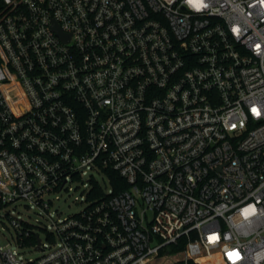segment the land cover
<instances>
[{
	"label": "built area",
	"instance_id": "2783aa9c",
	"mask_svg": "<svg viewBox=\"0 0 264 264\" xmlns=\"http://www.w3.org/2000/svg\"><path fill=\"white\" fill-rule=\"evenodd\" d=\"M2 212L0 264H264V0H0Z\"/></svg>",
	"mask_w": 264,
	"mask_h": 264
},
{
	"label": "rangeland",
	"instance_id": "374dc122",
	"mask_svg": "<svg viewBox=\"0 0 264 264\" xmlns=\"http://www.w3.org/2000/svg\"><path fill=\"white\" fill-rule=\"evenodd\" d=\"M103 183L104 179L101 174L95 169H91L82 174V180L73 182L70 186L72 191L67 190L60 194H54L49 199L53 201L50 212L52 218L56 220L59 215L61 217L71 216L79 213L87 206L85 191L93 184V182ZM78 198V201H77ZM8 211L13 212L12 215L18 216L19 219H23L25 222L31 225H37V222L45 226L51 225V220L46 221L37 209V207L30 205L27 202L21 201L12 206H9ZM15 229L10 225L8 219L5 217V213H0V246L3 248L17 249L18 247L14 243L13 235H15ZM41 238L44 239V234H41ZM21 253L28 259H36L40 255L34 252L31 248L21 249Z\"/></svg>",
	"mask_w": 264,
	"mask_h": 264
},
{
	"label": "trees",
	"instance_id": "16d2710c",
	"mask_svg": "<svg viewBox=\"0 0 264 264\" xmlns=\"http://www.w3.org/2000/svg\"><path fill=\"white\" fill-rule=\"evenodd\" d=\"M112 183L114 185V192L113 194H118L119 192H121V190L126 189L127 186L125 185V183L123 181H121V178H119V176H117V174H113L112 173ZM182 248L178 249L181 250Z\"/></svg>",
	"mask_w": 264,
	"mask_h": 264
},
{
	"label": "snow or ice",
	"instance_id": "6c2138e0",
	"mask_svg": "<svg viewBox=\"0 0 264 264\" xmlns=\"http://www.w3.org/2000/svg\"><path fill=\"white\" fill-rule=\"evenodd\" d=\"M190 2H194V0H190Z\"/></svg>",
	"mask_w": 264,
	"mask_h": 264
},
{
	"label": "bare ground",
	"instance_id": "6f19581e",
	"mask_svg": "<svg viewBox=\"0 0 264 264\" xmlns=\"http://www.w3.org/2000/svg\"><path fill=\"white\" fill-rule=\"evenodd\" d=\"M205 261H209V260H205Z\"/></svg>",
	"mask_w": 264,
	"mask_h": 264
}]
</instances>
